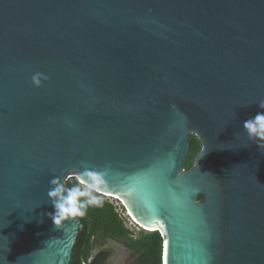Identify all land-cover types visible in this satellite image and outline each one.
<instances>
[{"label":"water","instance_id":"95a60500","mask_svg":"<svg viewBox=\"0 0 264 264\" xmlns=\"http://www.w3.org/2000/svg\"><path fill=\"white\" fill-rule=\"evenodd\" d=\"M260 101L264 0H0V264L73 263L85 215L55 227L47 191L83 166L163 264H264Z\"/></svg>","mask_w":264,"mask_h":264},{"label":"trees","instance_id":"16d2710c","mask_svg":"<svg viewBox=\"0 0 264 264\" xmlns=\"http://www.w3.org/2000/svg\"><path fill=\"white\" fill-rule=\"evenodd\" d=\"M190 142L191 151L186 162L187 168L193 166L196 155L201 150L200 143L196 138L191 137ZM73 181L74 178L69 179L67 186H71ZM201 199L204 198L201 197ZM102 201L100 206H89L85 212L84 230L81 231L74 249L72 264H112L109 258L113 250L102 249L110 240L122 243L138 253L132 264H163L164 238L162 234L156 231L140 239H134L114 204L105 199ZM95 237L101 244L99 251L90 259L92 240Z\"/></svg>","mask_w":264,"mask_h":264},{"label":"clouds","instance_id":"9594fccd","mask_svg":"<svg viewBox=\"0 0 264 264\" xmlns=\"http://www.w3.org/2000/svg\"><path fill=\"white\" fill-rule=\"evenodd\" d=\"M48 80L49 76L40 71L33 73L31 76V83L36 88L42 87ZM259 108L264 109V101L259 102ZM243 128L247 139L255 143L260 151L264 150V112H258L253 118L246 120ZM261 152L264 153V151ZM106 176L107 169L101 170L83 166L79 175L74 178L69 187H66L58 176L51 179L47 197L53 206L54 212L48 215L54 226L59 228L69 218L75 219L84 216L89 206H100L103 202L100 195L106 185ZM130 220L133 221L131 218ZM142 231L151 232L144 228H142Z\"/></svg>","mask_w":264,"mask_h":264},{"label":"rangeland","instance_id":"374dc122","mask_svg":"<svg viewBox=\"0 0 264 264\" xmlns=\"http://www.w3.org/2000/svg\"><path fill=\"white\" fill-rule=\"evenodd\" d=\"M191 137H194L199 141V139L195 135H192ZM199 143L201 146L200 141H199ZM100 198L105 199V200L114 204V206L116 207L120 216L125 219L124 222H126L128 224V228H130L129 230L132 232V237L134 239H140L141 237L151 233V232H146V231L144 232V231L140 230V228H137V226L133 225V222H130L131 221L130 218L127 219L125 217L127 214V210H125L124 205L122 204L121 201H117V199H114L110 196H106V195L104 196V194L103 195L101 194ZM100 244L101 243L98 240V238H96V237L93 238V240H92V251L90 254V259L92 258V256L94 254H96L99 251ZM116 244L119 246H115L116 250L118 252L115 264H132L138 253L135 250L127 248L122 243H116Z\"/></svg>","mask_w":264,"mask_h":264},{"label":"bare ground","instance_id":"6f19581e","mask_svg":"<svg viewBox=\"0 0 264 264\" xmlns=\"http://www.w3.org/2000/svg\"><path fill=\"white\" fill-rule=\"evenodd\" d=\"M104 193V195L106 196H110L114 199H117L119 201L122 202V204L125 206L126 210H127V215H129V217L136 223L138 224L140 227L144 228L145 230H148V231H151V232H156V231H159L158 229H161V227H157V226H153L151 229L143 226L142 224L139 223L138 219L136 218V216L134 215V213L132 212L131 208L129 207V205L127 204V202L123 201L122 199L116 197V196H113V195H110V194H107L105 192H102V194Z\"/></svg>","mask_w":264,"mask_h":264},{"label":"flooded vegetation","instance_id":"af4514ba","mask_svg":"<svg viewBox=\"0 0 264 264\" xmlns=\"http://www.w3.org/2000/svg\"><path fill=\"white\" fill-rule=\"evenodd\" d=\"M116 242V241H115ZM114 243V241L113 240H110L107 244H105L103 247H102V249H112L111 248V246H110V244H113ZM114 245V247L115 246H118L116 243H114L113 244ZM113 250V249H112ZM114 250L112 251V255H111V257L109 258V261L113 258V256H114ZM110 263H111V261H110Z\"/></svg>","mask_w":264,"mask_h":264},{"label":"built area","instance_id":"2783aa9c","mask_svg":"<svg viewBox=\"0 0 264 264\" xmlns=\"http://www.w3.org/2000/svg\"><path fill=\"white\" fill-rule=\"evenodd\" d=\"M125 217H126L127 219L130 218L129 216H127V214H126ZM122 219L124 220L123 217H122ZM130 222H133V221H130ZM125 224H127V223L125 222ZM133 225H134V226H137L134 222H133ZM126 227L128 228V224L126 225ZM137 228H140V230H142V227H140V226H137ZM128 229H130V228H128Z\"/></svg>","mask_w":264,"mask_h":264}]
</instances>
